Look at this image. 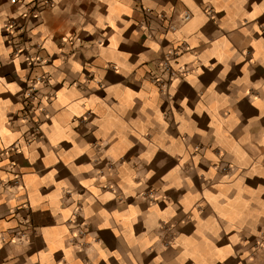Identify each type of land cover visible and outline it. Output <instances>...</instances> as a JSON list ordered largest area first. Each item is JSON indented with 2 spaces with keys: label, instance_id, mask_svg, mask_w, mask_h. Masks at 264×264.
Wrapping results in <instances>:
<instances>
[{
  "label": "crops",
  "instance_id": "1",
  "mask_svg": "<svg viewBox=\"0 0 264 264\" xmlns=\"http://www.w3.org/2000/svg\"><path fill=\"white\" fill-rule=\"evenodd\" d=\"M0 264H264V0H0Z\"/></svg>",
  "mask_w": 264,
  "mask_h": 264
},
{
  "label": "built area",
  "instance_id": "2",
  "mask_svg": "<svg viewBox=\"0 0 264 264\" xmlns=\"http://www.w3.org/2000/svg\"><path fill=\"white\" fill-rule=\"evenodd\" d=\"M189 15H190V13H189L188 11H186V12L183 13V18H184V19H185V18H188Z\"/></svg>",
  "mask_w": 264,
  "mask_h": 264
}]
</instances>
